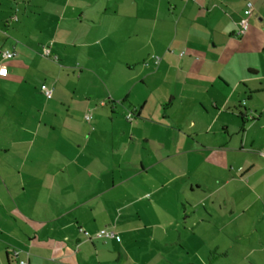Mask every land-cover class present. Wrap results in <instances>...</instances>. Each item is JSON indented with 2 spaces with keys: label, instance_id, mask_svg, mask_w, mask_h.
Instances as JSON below:
<instances>
[{
  "label": "crops",
  "instance_id": "0c3cea01",
  "mask_svg": "<svg viewBox=\"0 0 264 264\" xmlns=\"http://www.w3.org/2000/svg\"><path fill=\"white\" fill-rule=\"evenodd\" d=\"M0 67V264H264V0H0Z\"/></svg>",
  "mask_w": 264,
  "mask_h": 264
},
{
  "label": "built area",
  "instance_id": "2783aa9c",
  "mask_svg": "<svg viewBox=\"0 0 264 264\" xmlns=\"http://www.w3.org/2000/svg\"><path fill=\"white\" fill-rule=\"evenodd\" d=\"M249 10H251V7H249ZM247 29V23L245 21L240 23V28H239V34H243ZM14 56L13 53L11 52H3L2 57L4 59H10ZM41 56L46 59H51L53 61L57 60V57L55 55L51 54V44L47 46H43L41 50ZM7 74V69L5 67H0V76L4 77ZM40 92L44 95V97L47 100L52 99L53 97V89L48 87L47 85H41L40 86ZM252 117V116H251ZM91 114L87 113L84 116L85 121L89 122L91 120ZM128 119H131V116L127 117ZM85 235H88V233H85ZM96 237L103 238V239H111L115 237V233L113 231L109 230H101L96 234ZM20 264H28L26 261H21Z\"/></svg>",
  "mask_w": 264,
  "mask_h": 264
},
{
  "label": "rangeland",
  "instance_id": "374dc122",
  "mask_svg": "<svg viewBox=\"0 0 264 264\" xmlns=\"http://www.w3.org/2000/svg\"><path fill=\"white\" fill-rule=\"evenodd\" d=\"M146 249V248H145ZM146 251H148V249H146ZM147 253V252H146ZM158 262L156 263H152L150 261L144 260L143 264H168L165 260L159 258V260H157ZM175 264H188V262L183 261V262H177Z\"/></svg>",
  "mask_w": 264,
  "mask_h": 264
}]
</instances>
